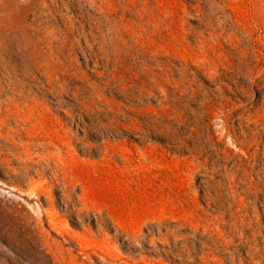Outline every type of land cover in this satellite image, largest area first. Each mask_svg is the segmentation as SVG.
Wrapping results in <instances>:
<instances>
[{"label":"rangeland","instance_id":"obj_1","mask_svg":"<svg viewBox=\"0 0 264 264\" xmlns=\"http://www.w3.org/2000/svg\"><path fill=\"white\" fill-rule=\"evenodd\" d=\"M0 264H264V0H0Z\"/></svg>","mask_w":264,"mask_h":264}]
</instances>
